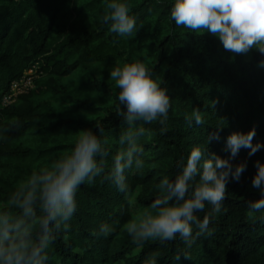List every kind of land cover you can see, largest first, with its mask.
I'll return each mask as SVG.
<instances>
[{"label": "trees", "instance_id": "16d2710c", "mask_svg": "<svg viewBox=\"0 0 264 264\" xmlns=\"http://www.w3.org/2000/svg\"><path fill=\"white\" fill-rule=\"evenodd\" d=\"M103 4L0 0V205L33 171L70 153L83 129L103 128L112 141L111 153L118 151L116 141L126 125L116 115L118 89L109 70L139 59L172 97L167 131L161 132L159 123L145 125L151 131L143 138L144 165L128 172L127 192L103 177L80 187L70 228L57 234L48 264H147L153 256L158 264H264V210L248 209L250 201L260 198L251 181L255 162H264V150L251 157L249 149L240 150L233 163L247 160V170L239 182L228 184L225 210L215 215L212 234L199 237L191 248L179 237L136 245L125 230L130 219L150 209L159 179L174 177L178 161L216 125L224 124L221 139L211 141L209 149L222 157L229 155L226 138L234 131L255 127L253 143L264 142V68L259 66L264 54H233L210 32L176 27L169 17L171 0H130L138 28L120 38L104 22ZM30 71L39 77L36 88L5 106L13 82ZM73 78L79 82L76 90L65 84ZM42 90L49 100L39 98ZM194 108L206 126L187 123L185 116ZM131 199L138 212H132ZM103 222L116 230L98 238Z\"/></svg>", "mask_w": 264, "mask_h": 264}, {"label": "clouds", "instance_id": "9594fccd", "mask_svg": "<svg viewBox=\"0 0 264 264\" xmlns=\"http://www.w3.org/2000/svg\"><path fill=\"white\" fill-rule=\"evenodd\" d=\"M103 7V20L112 33L120 38L135 33L138 21L131 13L130 0H104ZM169 17L178 28L196 34L210 32L230 53L255 50L264 54V0H171ZM259 66L264 68V60ZM109 74L118 89L116 115L126 125L116 141L118 151L111 153L112 141L103 128L83 129L70 153L52 158L15 187L7 203L0 205V264H48L57 234L70 228L80 187L103 177L117 191L127 192L128 172H139L144 165L143 138L151 131L145 125L159 123L160 131H167L172 97L147 63L139 59L117 63ZM185 119L189 125L194 121L206 126L199 108ZM223 126L216 125V131L207 133L203 143L178 161L174 177L159 179L150 209L125 226L134 244H165L179 237L191 248L199 237L212 234L215 215L225 210L228 184L239 182L247 170V160L235 164L233 160L242 148L249 149V157L264 150V142L253 143V127L227 136V157L210 152L209 144L221 139ZM255 167L251 183L260 198L249 202L251 213L264 210V162L257 160ZM115 230L114 224L103 222L95 235L107 238ZM175 259L180 261V255ZM147 264H158V259L153 256Z\"/></svg>", "mask_w": 264, "mask_h": 264}, {"label": "built area", "instance_id": "2783aa9c", "mask_svg": "<svg viewBox=\"0 0 264 264\" xmlns=\"http://www.w3.org/2000/svg\"><path fill=\"white\" fill-rule=\"evenodd\" d=\"M38 78L35 71H30L19 81L13 82L10 93L4 97L3 104L11 105L19 96L29 94L35 89V80Z\"/></svg>", "mask_w": 264, "mask_h": 264}, {"label": "rangeland", "instance_id": "374dc122", "mask_svg": "<svg viewBox=\"0 0 264 264\" xmlns=\"http://www.w3.org/2000/svg\"><path fill=\"white\" fill-rule=\"evenodd\" d=\"M65 84L71 90H76L77 86L79 85V82H78V79L77 78H73L70 81H66ZM39 98L46 101L47 99L49 100V95H46V93H44L43 90H42ZM63 108H68V107H63ZM130 204H131V210H132V212L133 211L134 212H138L139 211V208L137 207V204L135 203L134 199H131V203Z\"/></svg>", "mask_w": 264, "mask_h": 264}]
</instances>
